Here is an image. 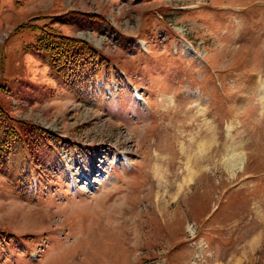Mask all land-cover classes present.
<instances>
[{"label": "rangeland", "instance_id": "1", "mask_svg": "<svg viewBox=\"0 0 264 264\" xmlns=\"http://www.w3.org/2000/svg\"><path fill=\"white\" fill-rule=\"evenodd\" d=\"M33 26L110 70L78 96ZM5 129L0 264H264V0H0Z\"/></svg>", "mask_w": 264, "mask_h": 264}, {"label": "trees", "instance_id": "2", "mask_svg": "<svg viewBox=\"0 0 264 264\" xmlns=\"http://www.w3.org/2000/svg\"><path fill=\"white\" fill-rule=\"evenodd\" d=\"M33 27L39 33L33 44L35 53L46 61L57 79L78 96L85 95L90 85L96 86L104 68L107 72L110 70V61L89 43L58 33L53 28ZM46 137L49 143H55L53 137ZM17 142L12 130L0 132V168L9 160L10 154L14 152L13 145Z\"/></svg>", "mask_w": 264, "mask_h": 264}, {"label": "bare ground", "instance_id": "3", "mask_svg": "<svg viewBox=\"0 0 264 264\" xmlns=\"http://www.w3.org/2000/svg\"><path fill=\"white\" fill-rule=\"evenodd\" d=\"M144 44V43H143ZM243 156L236 152L229 153L227 160H226V166L230 171L236 170L239 165L242 164Z\"/></svg>", "mask_w": 264, "mask_h": 264}]
</instances>
